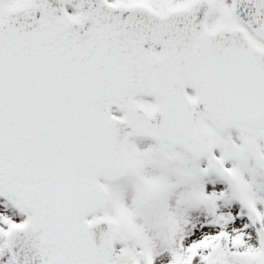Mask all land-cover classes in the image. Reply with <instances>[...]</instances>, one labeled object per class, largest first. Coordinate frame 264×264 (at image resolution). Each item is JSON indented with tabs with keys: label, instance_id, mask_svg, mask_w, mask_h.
Wrapping results in <instances>:
<instances>
[{
	"label": "snow or ice",
	"instance_id": "6c2138e0",
	"mask_svg": "<svg viewBox=\"0 0 264 264\" xmlns=\"http://www.w3.org/2000/svg\"><path fill=\"white\" fill-rule=\"evenodd\" d=\"M0 264H264V0H0Z\"/></svg>",
	"mask_w": 264,
	"mask_h": 264
}]
</instances>
